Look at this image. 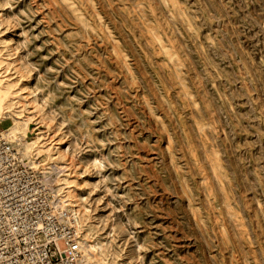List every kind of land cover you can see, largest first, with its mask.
I'll return each instance as SVG.
<instances>
[{"label": "rangeland", "instance_id": "1", "mask_svg": "<svg viewBox=\"0 0 264 264\" xmlns=\"http://www.w3.org/2000/svg\"><path fill=\"white\" fill-rule=\"evenodd\" d=\"M2 130L101 264H264V0H0Z\"/></svg>", "mask_w": 264, "mask_h": 264}, {"label": "built area", "instance_id": "2", "mask_svg": "<svg viewBox=\"0 0 264 264\" xmlns=\"http://www.w3.org/2000/svg\"><path fill=\"white\" fill-rule=\"evenodd\" d=\"M34 166L20 143L0 132V264H77L70 213Z\"/></svg>", "mask_w": 264, "mask_h": 264}, {"label": "bare ground", "instance_id": "3", "mask_svg": "<svg viewBox=\"0 0 264 264\" xmlns=\"http://www.w3.org/2000/svg\"><path fill=\"white\" fill-rule=\"evenodd\" d=\"M30 123H31V118H25L24 119V125L26 126V128H28V125ZM0 132L3 134H6L5 132H3V130ZM9 134L14 137L16 134V131L15 130L11 131ZM26 134L27 133L25 131L21 133L22 138H25L24 143L20 142V141H15V140H13V141L20 143L24 156L33 162V165H35L34 167L38 166L41 169L42 173L46 176L47 184L53 190L54 195L56 197V200H58V202L61 204V206L63 208H65L66 210L69 211L70 217L72 219V226L76 232V235L79 236L83 230L82 229V222H81V219L79 217L81 214V208H82L81 205L78 204L77 201L73 200L74 197L71 195L72 192L67 191L68 199H69V203H68L69 207H67L65 195L58 192L59 187L56 186L57 182L55 181V176L58 173L56 171V169H58V167L56 165H53V166L51 165L53 167V170H52V169H50L49 165L46 166L44 164V161H42V158H39L41 155H43V153L47 152V150H45V147H42L43 145H40V135L39 134L36 135L34 141H28ZM22 143L25 144L24 149H23ZM32 148H35L33 150V152L34 151L36 152L35 156L38 157L36 159H34L30 156H27L28 154L32 153ZM48 150H50V149H48ZM39 159H40V161H39ZM69 183L66 181L64 182L65 185H68ZM72 213L75 215L74 216L75 222H74ZM73 223H75V226ZM83 238H84L83 240H79V238L77 240L78 244L80 246V251H79L80 255H79V259L77 261V264H101V260L99 259V255H100L99 252H100V250L103 249V246H98L97 244H94L93 242H89L88 238L85 235L83 236Z\"/></svg>", "mask_w": 264, "mask_h": 264}]
</instances>
